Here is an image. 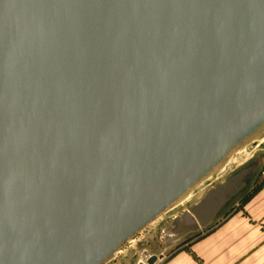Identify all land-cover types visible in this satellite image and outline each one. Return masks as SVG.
I'll return each mask as SVG.
<instances>
[{"label": "water", "instance_id": "95a60500", "mask_svg": "<svg viewBox=\"0 0 264 264\" xmlns=\"http://www.w3.org/2000/svg\"><path fill=\"white\" fill-rule=\"evenodd\" d=\"M263 136L264 0H0V264H107Z\"/></svg>", "mask_w": 264, "mask_h": 264}, {"label": "rangeland", "instance_id": "374dc122", "mask_svg": "<svg viewBox=\"0 0 264 264\" xmlns=\"http://www.w3.org/2000/svg\"><path fill=\"white\" fill-rule=\"evenodd\" d=\"M257 157L261 159V163L256 172L210 226L178 239L164 238L165 234L169 235L167 226L172 224L176 216L188 211L202 199L209 188L228 179ZM259 201H264V136L236 153L216 176L199 185L186 200L151 224L107 264H147L148 259L154 255L158 257L155 264H226L227 252L234 250L233 240L240 242L242 238L241 224L231 225L230 221L235 216H251L262 212L261 205L258 207ZM233 228L238 229V237L232 236Z\"/></svg>", "mask_w": 264, "mask_h": 264}, {"label": "crops", "instance_id": "0c3cea01", "mask_svg": "<svg viewBox=\"0 0 264 264\" xmlns=\"http://www.w3.org/2000/svg\"><path fill=\"white\" fill-rule=\"evenodd\" d=\"M260 205L263 211H259V214L235 216L230 221L231 225L241 224L242 233L240 235L242 238L240 242H236V239L233 240L234 250L230 253L227 252L226 264H264V201H259L258 207ZM252 208L254 209V207ZM255 224L258 226H254ZM232 233V236H239L237 228H233ZM239 247L241 252H239Z\"/></svg>", "mask_w": 264, "mask_h": 264}]
</instances>
